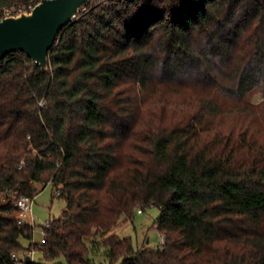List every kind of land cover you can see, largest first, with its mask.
Masks as SVG:
<instances>
[{"label": "trees", "instance_id": "trees-1", "mask_svg": "<svg viewBox=\"0 0 264 264\" xmlns=\"http://www.w3.org/2000/svg\"><path fill=\"white\" fill-rule=\"evenodd\" d=\"M38 2L0 0V19ZM46 186L65 209L24 248L33 228L14 202ZM149 206L161 246L112 234ZM31 249L42 261L29 264L100 250L120 264H264V0H90L47 71L22 53L0 62V264Z\"/></svg>", "mask_w": 264, "mask_h": 264}, {"label": "water", "instance_id": "water-1", "mask_svg": "<svg viewBox=\"0 0 264 264\" xmlns=\"http://www.w3.org/2000/svg\"><path fill=\"white\" fill-rule=\"evenodd\" d=\"M90 0H40L28 13L0 20V62L9 54L22 53L43 71L60 31L74 22ZM23 262L30 263L25 257Z\"/></svg>", "mask_w": 264, "mask_h": 264}, {"label": "rangeland", "instance_id": "rangeland-1", "mask_svg": "<svg viewBox=\"0 0 264 264\" xmlns=\"http://www.w3.org/2000/svg\"><path fill=\"white\" fill-rule=\"evenodd\" d=\"M13 10V9H9ZM260 95L252 93L247 97L249 102H257ZM38 194L35 197V202L32 207V215L36 223L32 240L39 244L41 241L40 226L49 218L58 219L61 217L62 211L65 209V202L63 199L56 196L54 190L50 186L38 188ZM134 209L131 217L122 216L113 229L112 234L119 239L130 238L134 249L148 248L151 250L157 249L161 244V235L156 229L155 221L159 216L158 208L149 206L144 209ZM22 246L28 248L30 241L22 240ZM89 259L92 264H120V259L110 262L103 254V250L90 254ZM34 261H42L41 253L37 252Z\"/></svg>", "mask_w": 264, "mask_h": 264}, {"label": "built area", "instance_id": "built-area-1", "mask_svg": "<svg viewBox=\"0 0 264 264\" xmlns=\"http://www.w3.org/2000/svg\"><path fill=\"white\" fill-rule=\"evenodd\" d=\"M32 8L33 7L13 9V10L5 9L3 12L2 18L9 17V16H16V15H19L21 13H28L32 10ZM22 166H23V163L21 162L20 167H22ZM34 199H35L34 197L20 196L14 202V207H15V210L17 212V214H16L17 225L18 226H21V225L31 226L33 228V232H34V228L36 227L35 221L31 217L32 216V207L34 205ZM137 212L139 213L140 211H137ZM50 221L51 220L49 218L45 222H43L42 225L40 226L41 241H40L39 245H42L44 243V239L46 237L45 229L49 227ZM33 232H32V235H33ZM32 235L30 238V243H31V245H34L36 243L32 240ZM162 241H163V237L161 236V243H162ZM160 246H161V244H160ZM35 254H36V252L33 249H31V250H28L24 254H21V255L20 254L19 255L18 254H12L11 260L14 264H24V262H23L24 258L29 257L30 263H34L35 261L33 260V257Z\"/></svg>", "mask_w": 264, "mask_h": 264}, {"label": "crops", "instance_id": "crops-1", "mask_svg": "<svg viewBox=\"0 0 264 264\" xmlns=\"http://www.w3.org/2000/svg\"><path fill=\"white\" fill-rule=\"evenodd\" d=\"M34 202H35V199H34ZM31 217H32V219L34 220L33 215H32ZM34 221H35V220H34ZM35 225H36V223H35Z\"/></svg>", "mask_w": 264, "mask_h": 264}]
</instances>
